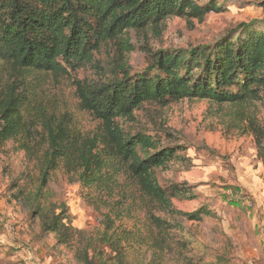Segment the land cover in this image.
I'll use <instances>...</instances> for the list:
<instances>
[{"label":"trees","instance_id":"trees-1","mask_svg":"<svg viewBox=\"0 0 264 264\" xmlns=\"http://www.w3.org/2000/svg\"><path fill=\"white\" fill-rule=\"evenodd\" d=\"M224 11L223 4L214 0H0V61L14 74L32 71L63 77L68 70L88 67L94 75H104L91 84L75 82L79 109L98 121V130L81 136L70 126L44 121L45 147L35 158V180L11 186L29 220L38 222V235H51L58 247L71 249L78 264H125L135 247L149 245L160 253L165 246L151 234L119 230L116 217L107 216L101 217L103 230L97 238H86L72 227L65 201L54 198L50 190L60 164L69 184L88 191L85 196L92 204L113 197L123 177L133 183L136 199L167 213L190 222L210 216L203 209L190 214L173 210L172 198L186 191L174 187L168 193L157 182V170L181 161V148L162 146L143 131H128L118 120L133 122L134 112L144 105L164 108L184 99L231 106L264 100V19L240 24L213 45L151 52L148 70L133 76L122 61L131 48L118 44V38L128 32L158 37L170 18L202 22ZM102 51L109 53L106 70L95 59ZM23 102L21 92L12 87L0 96V153L7 143L31 133L28 126L34 120L43 121L28 118ZM167 131L162 132L170 137ZM247 131L264 169V126L250 118ZM29 145L24 140L21 149L30 150ZM163 235L159 236L164 240Z\"/></svg>","mask_w":264,"mask_h":264},{"label":"rangeland","instance_id":"rangeland-1","mask_svg":"<svg viewBox=\"0 0 264 264\" xmlns=\"http://www.w3.org/2000/svg\"><path fill=\"white\" fill-rule=\"evenodd\" d=\"M214 1L223 4L225 11L212 13L202 22L170 18L158 37L150 32L144 37L132 32L120 36L118 44L131 48L122 59L129 73L133 76L147 71L151 52L213 45L240 24L264 19V0ZM108 54L102 51L95 55L105 70ZM68 72L63 77L32 71L14 74L0 61V96L7 88L17 89L28 118L43 120H34L33 126H28L31 133L7 143L0 153V264H78L71 249L58 247L51 235H38V222L29 220L28 210L19 197L15 199L11 187L13 183L21 187L31 177V182L35 180V158L45 147L44 121L70 126L81 136L92 135L100 127L79 109L75 82L91 84L104 75L98 77L88 67ZM105 76L109 77L108 72ZM133 117V122L118 123L128 131L155 136L162 146L182 150L181 161L155 172L159 186L168 193L174 187L186 191L172 198L173 210L190 214L203 209L210 216L190 222L167 213L136 199L133 183L123 177L113 197L105 196L92 204L85 196L88 191L69 184L60 164L50 190L54 198L65 201L72 227L95 239L103 230L101 217H116L119 230L151 234L164 243L160 253H154L149 245L135 247L126 255L125 264H264V169L247 131L250 118L264 126V100L231 106L184 99L164 108L144 105ZM24 140L31 144L30 150L21 149Z\"/></svg>","mask_w":264,"mask_h":264}]
</instances>
